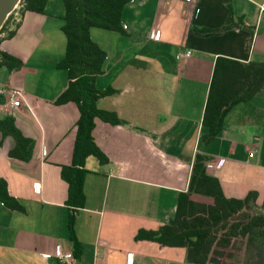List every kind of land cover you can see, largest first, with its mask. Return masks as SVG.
<instances>
[{"label":"crops","instance_id":"1","mask_svg":"<svg viewBox=\"0 0 264 264\" xmlns=\"http://www.w3.org/2000/svg\"><path fill=\"white\" fill-rule=\"evenodd\" d=\"M51 1L46 14L27 12L17 34L1 42L24 66L8 73L0 68V87L18 89L22 101L7 106L0 95V116L13 115L35 144L31 160L20 161L9 155L14 142L0 131V178L24 208L0 201V264H191L186 248H163L136 235L173 219L197 153L209 162L224 159L208 173L219 177L226 196L244 198L256 190L264 203V88L233 107L216 137L203 140L215 60L223 55L264 62V0H230L237 25L225 31H199L227 23L225 0H135L123 11L125 32L92 29L108 53L97 86L118 90L98 106L116 112L123 123L96 121L95 141L110 161L87 158L86 202L77 209L67 204L69 183L61 170L73 160L79 108L55 102L69 78L57 67L66 54L65 8ZM154 30H160L157 40ZM187 50L192 56L179 59ZM27 75L43 80L31 84ZM57 245L74 259L59 261Z\"/></svg>","mask_w":264,"mask_h":264},{"label":"trees","instance_id":"2","mask_svg":"<svg viewBox=\"0 0 264 264\" xmlns=\"http://www.w3.org/2000/svg\"><path fill=\"white\" fill-rule=\"evenodd\" d=\"M135 0H62L65 8L62 31L66 38V54L57 63L67 70L69 83L55 102L63 105L75 102L79 108L73 160L63 165L62 177L69 183L67 204L74 209L84 207L86 161L92 156L102 165L109 157L95 141L96 121L120 125L122 119L112 110L102 109L98 102L118 90L97 86L98 76L104 73L108 53L92 37V29L125 32L123 11ZM230 15L225 25L217 29L201 28L202 32L225 31L237 25L230 0H225ZM48 0H22L19 18L12 14L0 30V68L10 71L24 66L21 57L1 48L2 40L17 34L27 12L46 14ZM264 88V62H242L220 55L215 60L213 77L207 96L203 126L207 129L203 140H210L222 131L227 114L237 103L248 102ZM0 131L13 140L9 155L20 161H30L35 141L20 130L13 115L0 116ZM208 157L197 153L191 170L189 187L180 191L173 219L154 230L140 229L137 240L157 242L161 247L181 246L187 250L191 264H264V203L251 190L244 198L224 194L219 177L208 173ZM0 201L7 207L23 211V206L10 194L7 180L0 178ZM75 216L69 228L72 240Z\"/></svg>","mask_w":264,"mask_h":264},{"label":"built area","instance_id":"3","mask_svg":"<svg viewBox=\"0 0 264 264\" xmlns=\"http://www.w3.org/2000/svg\"><path fill=\"white\" fill-rule=\"evenodd\" d=\"M22 7V1L19 3V5L17 6V8L14 10V12L12 14H14L13 18H19V11ZM11 14V15H12ZM10 15V16H11ZM152 38L157 40L160 38V30H154L151 34ZM192 56V51L191 50H187L184 52H180L178 54L179 59H183V58H190ZM0 95L4 98V100L6 101V105L7 106H11V107H15V106H21L22 101L20 99L19 96V90L14 88V87H0ZM44 153H47V150H44ZM250 157L254 156V152H250L249 153ZM224 163V159H217L214 162H208V168L212 169V168H218V167H222ZM55 257L61 261V262H66L69 263L70 261H72L75 257L74 253L70 250H65L64 247H62L61 245H57L56 249H55Z\"/></svg>","mask_w":264,"mask_h":264},{"label":"water","instance_id":"4","mask_svg":"<svg viewBox=\"0 0 264 264\" xmlns=\"http://www.w3.org/2000/svg\"><path fill=\"white\" fill-rule=\"evenodd\" d=\"M22 0H0V30Z\"/></svg>","mask_w":264,"mask_h":264},{"label":"rangeland","instance_id":"5","mask_svg":"<svg viewBox=\"0 0 264 264\" xmlns=\"http://www.w3.org/2000/svg\"><path fill=\"white\" fill-rule=\"evenodd\" d=\"M57 1H59V3H61L62 0H57ZM51 2H52L51 4H53L54 0H52ZM99 30H102V29H99ZM62 35H64L63 38L66 37L64 33ZM55 43L58 44V45H60V43L58 42V40H56ZM54 55H56V52L53 55H51V57H53ZM35 61H36V58H32L30 62L27 59L26 60V64H25L26 65L25 68L27 69L29 66H32ZM42 61H43V59L41 60V62ZM4 70L6 71V73H8L10 71V70L5 69V68H4ZM27 79H29V82H31V84H37L36 83V80H39V81L43 80L42 77L40 78L39 76H34V75H27Z\"/></svg>","mask_w":264,"mask_h":264}]
</instances>
